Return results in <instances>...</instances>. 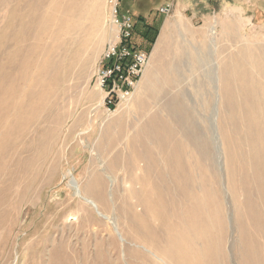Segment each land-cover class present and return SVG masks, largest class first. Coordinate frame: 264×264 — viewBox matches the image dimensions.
<instances>
[{"label":"rangeland","instance_id":"rangeland-1","mask_svg":"<svg viewBox=\"0 0 264 264\" xmlns=\"http://www.w3.org/2000/svg\"><path fill=\"white\" fill-rule=\"evenodd\" d=\"M54 1L0 0V264H264V107L250 115V106L229 105L219 81L214 87L209 40L216 25L217 45L231 44L222 37L226 22L241 38L231 52L240 56L245 44L246 57L261 55L264 0L125 1L159 28L144 74L154 68L158 75L169 62L172 82L153 98L141 79L113 112L101 105L95 77L114 33L106 0H85L90 6L83 26H63L61 32L56 17L73 24L75 10L70 0H61L53 12ZM167 2L174 3L172 12L156 14ZM167 22L173 24L167 47L156 61L153 49ZM224 56H213L219 69ZM44 62L52 64L46 78ZM155 114L175 127L177 121L189 123L194 136L186 129L183 150L200 215L192 214L193 198L180 197L185 207L167 204L177 230L158 219L149 232L136 218L145 209L134 193L140 185L131 179L143 173L131 174L128 161L136 151L163 160L161 143L138 123L151 122ZM119 118L124 134L107 155ZM116 152L120 161L113 168ZM96 177L105 182L103 204L88 192ZM72 180L115 227L75 193ZM182 219L188 228L199 222L200 238L188 234Z\"/></svg>","mask_w":264,"mask_h":264},{"label":"bare ground","instance_id":"bare-ground-1","mask_svg":"<svg viewBox=\"0 0 264 264\" xmlns=\"http://www.w3.org/2000/svg\"><path fill=\"white\" fill-rule=\"evenodd\" d=\"M70 2H71L70 4H72V6L71 5L70 6L72 7L73 10H75L74 11L75 13L73 14L74 17L73 24H71L70 21H66L65 20L66 18L64 16L58 15L56 19L61 22V25L59 26V32H61L63 26L66 28V31H71L70 30L71 27L73 30L78 29L79 27L83 26L85 22L84 20L87 17L86 11L87 8L90 6V4L85 2V0H70ZM51 7H52V11L55 10L56 12H59L60 8L62 7L61 0H55L52 3ZM76 10L78 12H76ZM32 11L34 12L35 10L32 9ZM172 25L167 22L161 30V33L154 46L152 53V58L156 61L157 59L159 60L161 53L163 52L165 47H167V40L169 36L168 32ZM221 29L223 34L222 37L224 38L227 37V39L229 38L231 40V44H234L233 42L241 40L239 35L237 36L236 34H234L233 28L230 24L225 22V24L222 25ZM209 34H210L209 40L213 45V49L211 50L212 53L211 56H212V61L214 63L213 64L214 65L213 80L215 83L214 87H216V83L219 81V83L221 84L222 91L224 92L225 95L228 96L229 105H231V107L234 108H239L243 104L250 106L251 107L249 113L250 115L253 114V112H255L257 108L264 107V48L260 49L262 52L261 55H256L251 52L248 54V57H246V52L248 50V47L245 44H243L241 54H239L240 56H238L237 54L231 52L230 50V48L232 47L231 44L230 45L224 44L221 45L220 47L219 45H217L218 37H217L216 25H213L210 28ZM54 40L56 41L55 38ZM57 40H59L58 37ZM81 42H78L80 46L83 45ZM87 45L88 44L84 45L86 50H88ZM214 54H218V56L220 57H222V55L225 54V56L222 59L220 58L221 61L220 69L218 68V64L216 63L213 57ZM159 62H157V64ZM167 64H169V62L166 63V65L164 66V68H162V71L159 72L158 75L155 72L154 68H150L148 71H146L147 73L144 74L143 78H141L142 80L140 82V85H142L143 87L145 86L146 92L149 93L150 96H153V98L156 96L159 90H162L165 87V85L171 87L172 79L168 74L170 72V66H169L170 64L168 66ZM51 71H52V64L50 62H44L41 76L43 78H46L45 75H48ZM161 74L162 76H160ZM140 107L142 108L140 109L142 112H146L147 110L146 103L140 104ZM252 108H254V111ZM230 116L236 117V115L235 116L230 115ZM151 118H152L151 122L144 121L145 123L144 122L142 123V121H138V123L143 124L142 129L147 130L148 133H150L154 137V139H156L159 143H161V147L163 148L162 150L165 152V154L163 153V160H162L158 156H154V155L148 156L145 152L136 151L133 154V156L131 155L130 160L128 161L129 164L131 165V170H130L131 174L135 175L136 170H141V172L143 173V176L141 177L140 175L141 178L139 179L135 176L131 177L132 181H134L136 186L140 185L138 188H136V190H134V193H136V195L141 198L140 203L143 205V208L145 209V213L143 215L137 216L136 218L139 219L138 222H141L143 226H145V228L149 230V232L151 231L149 227V223L152 221H156L158 219L165 221V223L167 221L170 224V227L173 228L172 230L174 229L177 230L178 226H176V223L175 224L171 223V219L174 220L173 217L175 214L174 215L172 213L170 214V208L167 207L168 203L175 205V207L180 205L181 206L184 205L185 207L186 204H183V202L180 201V197L181 199L182 197H184L183 200H185V198L187 199L193 198L194 203L192 204V209H191L192 214L193 216L200 215V196H198L197 194L194 193V191L191 190L192 189L191 186H194L195 182H193V185H190V182L188 181L190 177L192 178V174L190 173V171L186 166L185 163L186 155L184 153L185 150H183L184 142L186 139H188V136L186 134L187 132L186 129L189 131V134L191 136L194 135H192L193 133L190 132L188 127L189 123L186 120L183 121L181 120V122L177 121V125H179L180 127H175L172 125L171 122H168L167 119L162 118L159 114H155ZM121 120L122 118H119V120L114 123L115 125L111 126L112 132H111V138H109V142H108L110 146L108 148L107 155L114 153V149H116L118 142L122 139L124 132L122 130V127L120 128V125L122 124ZM193 139L196 140L194 137ZM198 139H201V136ZM172 142L175 145H172ZM118 153L119 152H116L113 158L111 159V166H113V168L119 165L120 155H118ZM161 161L162 163H165L164 164L165 167L161 166L160 164ZM103 163L104 161H101L100 165H102ZM102 168L104 169V167ZM108 176L110 180V185L114 184L115 182L114 177L109 174ZM139 181H143V183L145 182L146 184L145 189H142L141 182ZM71 184L73 189L75 190V193L78 196L90 202L101 215L110 219L106 214H103L101 212L98 204L95 201H93V199L81 193L76 182L72 180ZM88 192L94 195L98 199V201L101 202L102 204L103 202H108L107 192L105 194V182L101 177L94 178L92 182V186L88 190ZM177 216L179 215L177 214ZM193 220L195 221L196 218L193 217ZM163 221L160 222L163 223ZM182 221L183 224H185L186 226V222L183 219ZM112 224H114V227L116 226L114 222H112ZM185 228L188 234L191 235V237L196 236L200 238L199 222L193 223V225H190L189 228L188 226H186ZM116 232L121 237V239L124 240L119 229ZM151 235L152 232L149 233L150 238L152 237ZM145 237H147V235ZM217 247L218 246H216V249Z\"/></svg>","mask_w":264,"mask_h":264},{"label":"built area","instance_id":"built-area-1","mask_svg":"<svg viewBox=\"0 0 264 264\" xmlns=\"http://www.w3.org/2000/svg\"><path fill=\"white\" fill-rule=\"evenodd\" d=\"M124 0H106L108 20L113 35L107 41L96 70V81L103 97L102 106L107 112L115 111L128 100L141 80L151 53L140 48L135 37V18L123 8ZM173 2L159 7V13L168 15Z\"/></svg>","mask_w":264,"mask_h":264},{"label":"trees","instance_id":"trees-1","mask_svg":"<svg viewBox=\"0 0 264 264\" xmlns=\"http://www.w3.org/2000/svg\"><path fill=\"white\" fill-rule=\"evenodd\" d=\"M125 1H123V8L126 10H132L125 5ZM135 18V37L134 40L136 41L137 45L147 51L148 53L151 52L153 45L157 39V36L159 34V28L152 22H147L146 19L134 12H132ZM156 14L159 13V8L155 11ZM139 39V40H138ZM140 40L145 43V46Z\"/></svg>","mask_w":264,"mask_h":264},{"label":"water","instance_id":"water-1","mask_svg":"<svg viewBox=\"0 0 264 264\" xmlns=\"http://www.w3.org/2000/svg\"><path fill=\"white\" fill-rule=\"evenodd\" d=\"M72 179H74V178H72Z\"/></svg>","mask_w":264,"mask_h":264}]
</instances>
